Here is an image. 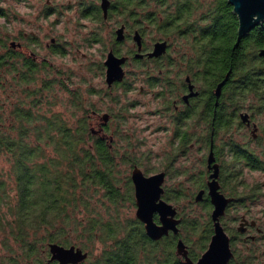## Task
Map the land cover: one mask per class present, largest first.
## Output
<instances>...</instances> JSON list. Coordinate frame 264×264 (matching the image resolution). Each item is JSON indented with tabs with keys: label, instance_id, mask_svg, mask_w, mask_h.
Masks as SVG:
<instances>
[{
	"label": "trees",
	"instance_id": "obj_1",
	"mask_svg": "<svg viewBox=\"0 0 264 264\" xmlns=\"http://www.w3.org/2000/svg\"><path fill=\"white\" fill-rule=\"evenodd\" d=\"M99 2L78 3L81 15L97 23L93 41H102L104 24L116 16L130 30L139 26L146 32V23L153 25L164 38L185 39L189 61L203 65L210 84L231 65L244 70L246 58L264 47V23L237 44L238 19L228 0H110L107 18ZM2 16L8 13L0 8ZM7 46L8 35L0 32V90L10 87L12 97L21 95L7 106V98L0 101V156L7 155L9 162L7 176L0 175L2 245L11 251L17 245L27 264H40L50 243L69 247L74 244L71 232L80 231L84 240L77 246L88 252L80 264H182L171 236L154 240L136 215H122L123 204L136 203L130 173L120 164L135 158L130 149L122 155L109 127L103 130L108 136L93 133L96 109L86 108L72 75L60 69L54 73L56 68L46 64L42 76L34 62L11 61ZM55 87L70 93L71 117L81 111L75 124L54 111ZM43 105L47 107L41 112ZM99 193L107 216L92 204V196ZM183 226L197 236L191 249L196 258L210 240V225L185 218ZM98 241L103 248L91 259ZM18 257L9 260L20 264Z\"/></svg>",
	"mask_w": 264,
	"mask_h": 264
},
{
	"label": "flooded vegetation",
	"instance_id": "obj_2",
	"mask_svg": "<svg viewBox=\"0 0 264 264\" xmlns=\"http://www.w3.org/2000/svg\"><path fill=\"white\" fill-rule=\"evenodd\" d=\"M137 31L142 38L141 49L134 40ZM131 37L135 42L134 48L122 52L118 46ZM159 41L167 42L165 51L159 56L150 57L149 53ZM116 42L109 48L103 62L99 63L107 89H110L105 91V96L111 93L114 87H120L124 93L132 91L135 86V81L131 78L134 74L132 70L141 68L147 76L150 93L158 106L154 112L160 119L157 127L171 130L172 133L171 143L167 147L170 152H165L166 155L160 158L157 164L154 157V172L147 174L135 159L129 163L133 187L132 172L136 167L148 176L164 173L162 198L177 209L176 217L180 219V223L178 233L170 231L161 238L171 236L176 242V247L178 241L183 240L188 256L193 261H198L208 247L198 257L192 256L191 249L195 243L188 234L183 235L185 217L179 207L171 202L170 192L174 191V199L186 196L188 192H196L192 202L200 204L206 210L203 224L207 221L210 225L211 241L215 230L212 216L215 206L209 192L212 175L217 173L216 180L220 192L231 198L220 216V223L229 236L233 254L228 264H264V56L260 55L264 47L255 52L254 57L246 58L244 70H237L235 65H231L224 74L216 75L214 83L210 84L204 77L203 65L189 61L186 42L179 45L171 37H163L147 43L139 26L132 32L126 25L124 40ZM183 46L186 49L183 50ZM46 47L53 54H60V50L64 48L56 38H52ZM42 49L44 46L34 34L15 35L12 39L8 35L6 51L11 61L24 59L34 62L43 76L44 65L53 66V62L47 57L50 54L44 55ZM111 51L116 56L127 59L122 64L123 79L109 85L106 80L105 61ZM189 70L192 73H188ZM223 80L226 81L217 94L218 85ZM144 89L141 87V90ZM123 109L124 106L119 110L118 134L123 138L126 133V139L135 137L134 127L126 124ZM94 113L96 117H101L97 109ZM104 113L109 114V119L104 121L100 118L97 127L93 124V128H100V131L108 136L103 130L110 126L113 116L111 112ZM130 145H133L132 139L120 146L123 156ZM210 157L213 158L211 162ZM179 160H182L181 165L176 168ZM172 176H176L179 181L175 180L174 185L170 186L168 179ZM184 188L187 190L185 194ZM200 192L203 194L198 200ZM155 220L160 222L158 213L155 214ZM177 255L184 264L185 257L178 253ZM40 264H58V260H52L49 251V255Z\"/></svg>",
	"mask_w": 264,
	"mask_h": 264
},
{
	"label": "rangeland",
	"instance_id": "obj_3",
	"mask_svg": "<svg viewBox=\"0 0 264 264\" xmlns=\"http://www.w3.org/2000/svg\"><path fill=\"white\" fill-rule=\"evenodd\" d=\"M79 0H0V8H3L8 16L0 17V32L3 34L10 35V39L14 38L15 35L27 34L31 36L35 35L37 40H40L41 44L44 46L42 53L47 55L53 62L55 69L53 72H57L59 69L66 73L72 75L74 86L80 87L83 98L85 100V105L87 109H97L100 112V118L104 112H113L114 115H119V110H122L124 119L128 126H133L136 132L135 137L132 138H122L116 133L119 128V119L117 117L112 118L109 126L110 135L113 132L116 134L114 136L115 145L118 147L122 144L128 142L132 139L133 145L128 147L132 152V156L138 159L137 162L140 163V167L147 173L150 174L154 172V168L158 163V160L165 156L166 153L170 152L169 143L171 138V130L161 129L157 127L159 125V118L155 115V110L158 107L153 99L152 93H150L149 86L147 83V76L143 73L140 68L131 75V78L135 81V86L132 91L121 92L120 87H114L111 89V93L105 96V91L107 85L105 82V76L102 74V70L99 69V63L103 62L106 58L107 52L112 45V41L115 40V31L121 26L124 19L123 17H114L104 24L102 29V42L96 43L93 41V35L97 23L90 18H84L79 11ZM100 3V2H99ZM132 32L134 29L132 28ZM146 42L154 41L159 38H163L162 33L158 32L156 27L146 23V32H144ZM52 38H56L64 48L63 52L51 53L47 49V44L51 43ZM177 41V44H182L185 42L183 37L177 36L172 39ZM135 42L132 37L127 39L118 47L122 52H125L131 48H134ZM186 49L183 46V50ZM181 51V50H180ZM133 69L132 67H129ZM131 71V70H130ZM46 74V72H45ZM56 75V74H53ZM87 87L94 90V93L87 92ZM144 87V91L141 90ZM12 89L7 88L6 90H0V101L5 99L6 106L9 100L15 101L20 98L19 94H14ZM11 93L10 97L9 94ZM125 94V95H122ZM52 96L55 98V105L53 106L54 111L63 112L64 117L67 119L71 118L70 123L75 124L77 117L81 116V111L75 112V117H71L72 109L70 107V93L60 87H55L52 91ZM119 99V100H118ZM47 106L40 109L41 112ZM99 117H92V123L97 127ZM92 124V125H93ZM96 129V128H95ZM98 129V128H97ZM129 135V134H128ZM125 138V139H124ZM195 154V152H194ZM154 157H156V164L154 162ZM8 156L2 154L0 156V175L7 176L9 170ZM179 160L176 168L181 165ZM130 164L121 163L120 168L125 172V170L130 173ZM181 178V177H180ZM185 179V178H184ZM179 181L177 177L168 179V184L174 185V182ZM184 187V186H183ZM172 188V187H171ZM170 188V189H171ZM179 188V185H177ZM186 188H184L183 193H186ZM172 203L179 207L181 214L186 219L198 218L201 223L205 221V214L203 206L198 203L192 202L196 192H188L186 196H182L179 199H174L175 193L170 192ZM264 194V193H263ZM101 194L92 196V204L97 206L98 211L106 213L103 206V201L99 200ZM264 197V196H263ZM264 200V198H262ZM137 206L125 203L121 207L122 215L127 218L136 215ZM107 216V214H105ZM185 229V227L183 226ZM183 231V235L188 234L190 239L195 243L197 241V236L191 234V230L187 233L186 230ZM80 231L71 232V240L74 244H82L84 238L80 236ZM2 237L0 234V264H13L9 260L10 257H18L20 264L29 263L28 260L21 255V249L19 246L14 245V249L8 250L2 245ZM210 241H208L206 248L208 247ZM80 247V246H77ZM82 248V247H80ZM103 245L98 241L95 245V250L91 259H94L96 254L101 252ZM83 249V248H82ZM84 250V249H83ZM85 251V250H84ZM87 252V251H86ZM46 255H49L48 247L44 250Z\"/></svg>",
	"mask_w": 264,
	"mask_h": 264
},
{
	"label": "water",
	"instance_id": "obj_4",
	"mask_svg": "<svg viewBox=\"0 0 264 264\" xmlns=\"http://www.w3.org/2000/svg\"><path fill=\"white\" fill-rule=\"evenodd\" d=\"M232 6L233 13L237 16L239 21L238 27V41L249 34V32L257 25L264 22V0H228ZM101 7L104 12V17L107 18L110 7V0H101ZM116 40L122 41L125 38V24H122L116 29ZM141 35L137 31L134 35V40L137 41L139 48L142 47ZM167 42L159 41L154 45V50L149 53V56H159L165 51ZM260 55L264 56V49L261 50ZM137 56H141L137 54ZM126 57H118L112 51L108 54L105 61L107 71L106 80L109 85L117 80H122L124 70L122 64L126 61ZM226 80H223L217 88V94ZM102 119L107 121L109 114L104 113ZM93 133L100 130L93 128ZM213 160L210 157V162ZM217 173L212 175L213 180L210 183V197L215 206L213 211V220L215 221V230L211 238L207 250L202 254L198 261H193L188 256L187 246L183 240L177 243V253L185 257L184 264H228L232 257L230 248V239L220 223V216L224 213L226 205L231 198L226 197L219 190V184L216 180ZM132 180L135 188L136 199V216L143 222L146 233L154 240L160 239L164 235H168L170 231L175 234L179 232L178 224L180 219H177V209L162 198L164 181V173H157L153 175H145L144 172L136 167L132 172ZM200 192L197 196L199 200L202 196ZM160 216V222H156L155 214ZM51 259L58 260V264H77L84 261L88 252L75 245L69 247L59 243L49 244Z\"/></svg>",
	"mask_w": 264,
	"mask_h": 264
}]
</instances>
